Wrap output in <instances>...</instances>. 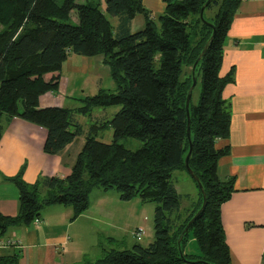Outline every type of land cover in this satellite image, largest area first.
Returning a JSON list of instances; mask_svg holds the SVG:
<instances>
[{"label":"trees","instance_id":"1","mask_svg":"<svg viewBox=\"0 0 264 264\" xmlns=\"http://www.w3.org/2000/svg\"><path fill=\"white\" fill-rule=\"evenodd\" d=\"M76 1L0 0V136L3 122L19 117L47 130V154L62 155L85 135L68 177L28 183L21 172L9 178L19 189L20 207L15 216L0 214V232L32 223L53 205L71 206L75 219L88 209L93 189H114L124 201L139 197L156 204L154 241L130 248L120 242L103 248L97 259L85 257L75 264H231L220 212L235 182L219 176V159L228 149L218 148L217 141L230 135L231 112L223 91L234 77L233 71L221 76L220 69L227 34L243 0H163L165 9L157 18L143 0ZM72 10L77 23L70 21ZM107 15L119 19L117 27ZM138 15L144 28L132 32ZM71 53L103 56L115 89L81 98L77 110L41 107L39 97L59 89L60 72ZM194 77L201 81V92L197 103L191 97L188 116L186 100ZM111 106L119 107L112 118L87 131L75 119L76 113L91 115L94 108ZM105 128L113 131L111 142L98 139ZM128 137L142 146L127 148L120 140ZM177 170L188 172L198 190L186 208L172 181ZM204 200L205 208L179 244ZM190 237L198 243L197 255L184 253Z\"/></svg>","mask_w":264,"mask_h":264},{"label":"crops","instance_id":"2","mask_svg":"<svg viewBox=\"0 0 264 264\" xmlns=\"http://www.w3.org/2000/svg\"><path fill=\"white\" fill-rule=\"evenodd\" d=\"M143 4L153 17L165 9L163 0H143ZM231 71L234 82L227 84L223 91L231 112L230 135L219 139L217 147L228 149L219 159V176L224 180L233 178L235 190L221 205V221L231 252V264H264V0H243L234 16L225 41L220 75L226 76ZM78 74L87 75L96 85V92L115 89L103 56L71 53L63 63L59 89L41 95L39 105L77 110L81 105L80 99L89 96L83 89L86 87L84 81L78 83L75 79ZM110 109L94 108L90 124L85 122L87 116L79 113L75 119L87 131L91 124L111 119L117 110ZM46 138L44 127L22 118L13 117L3 122L0 136V214L15 216L19 212V189L9 178L22 172L26 182L35 183L40 177L64 178L71 174L84 146L85 135L70 143L62 155L44 151ZM98 139L111 142L112 129L101 130ZM196 191L194 196L190 194L191 200L197 199V187ZM128 201L122 200L113 189L95 188L90 193L88 209L75 219L71 206L45 207L40 218L32 223L14 225L4 233L0 232V242L8 239L19 241L17 245H0V259L8 261L0 264L80 262L87 257L88 249L77 246V239L96 235L113 242L121 241L111 237L110 232H100L99 225L103 223L109 227L116 214L115 206ZM189 242L190 238L184 246V253L199 254V247L198 252L189 251ZM98 244L107 248L103 240L99 239ZM94 254L98 256L97 251ZM13 260L16 261L12 263Z\"/></svg>","mask_w":264,"mask_h":264},{"label":"rangeland","instance_id":"3","mask_svg":"<svg viewBox=\"0 0 264 264\" xmlns=\"http://www.w3.org/2000/svg\"><path fill=\"white\" fill-rule=\"evenodd\" d=\"M54 1L57 4L61 5L64 3L65 0H54ZM86 1L87 0H77L76 2L85 3ZM99 1L101 2V4L104 3V0H99ZM160 14L156 13L154 17L157 18ZM107 16L111 20L113 26L117 27L119 23V19L116 17H111L109 15ZM70 18H71L70 21L72 23H77V16L75 10H72L70 12ZM143 28H144V18L141 15H138L132 25L131 31L137 32ZM75 79L78 80V83L84 81V86H86L83 87V89H85V94L94 95L97 93L96 85L89 80L87 75L78 74V76ZM85 82H87V84ZM200 92H201V81L198 80L192 95L193 103L198 102ZM99 108L102 109L101 107ZM108 108H111L110 110L119 109L118 106H111ZM94 114H97V111ZM83 116L85 117L87 116L85 119L86 123L90 124L92 122V118H90L91 115H83ZM120 142L131 150H137L142 146L141 141L130 137L121 139ZM172 181L175 184L178 192L183 196L181 207L186 208L190 206L192 200L191 198H188L186 195L193 194L194 196L195 193L197 192L196 185L192 180L191 176L186 171L177 170L174 171L172 174ZM114 192L116 191L114 190ZM124 204L115 206L116 214L115 217H113L112 220L110 221L111 225L109 227L104 226L103 223H100L99 225L101 227L100 232L103 233L110 232L111 237L113 236L115 237V239L121 241H116L111 243L110 240H108L107 238L102 236L99 238L96 235H93L91 237L89 236L90 238L86 237L83 239H77L78 240L77 246L82 247V249H88V255H87L88 258L97 259L101 256L103 251V246H101V244H98L99 239L103 240V243L106 245L107 248L117 247L118 243L120 242L124 243L126 248L132 247V245H134L135 243H140L142 246L147 247L150 243L154 241V237H155L154 211L156 204L152 201L144 202L139 197L132 198L130 201ZM176 224H179V222L177 221L176 223L175 221V225ZM140 227L144 229L145 234L142 240L138 241L134 237L133 232ZM103 233L100 235H103ZM192 240H193L192 237H190V242L188 243L187 247L191 253L198 252V243L197 241L194 240L192 241ZM96 251L98 252V256L97 254L96 255L94 254L96 253Z\"/></svg>","mask_w":264,"mask_h":264},{"label":"water","instance_id":"4","mask_svg":"<svg viewBox=\"0 0 264 264\" xmlns=\"http://www.w3.org/2000/svg\"><path fill=\"white\" fill-rule=\"evenodd\" d=\"M210 1L211 0H208L207 3H209ZM207 3L203 6V8L201 10V17L203 16L202 13H203V10H204L205 6L207 5ZM213 37H214V33H213V35L210 38V42L212 41ZM203 54H204V51H203L202 55ZM202 55L200 57H202ZM196 64H197V62L194 65V69H195ZM194 69H193V72H194ZM196 83H197V79L194 77L192 86L190 87V89L188 91L187 100H186V110H187L188 116H189V104H190V100H191V97H192L193 90H194V88L196 86ZM188 138L190 139V121L188 122ZM192 147H193L192 143H190V152L187 155L186 160H185V165H186L187 168H189V163L188 162H189V157H190V154H191V151H192ZM198 184H199V188L202 190V185L200 184L199 181H198ZM205 206H206V201L204 200V203H203L201 209L197 212V214L194 216V218L187 224L186 228L184 229V232H183V234L181 235V237H180V239L178 241L179 244L181 242V239H182L183 235L189 231L191 225L193 224L195 219L199 216L200 212L205 208Z\"/></svg>","mask_w":264,"mask_h":264},{"label":"built area","instance_id":"5","mask_svg":"<svg viewBox=\"0 0 264 264\" xmlns=\"http://www.w3.org/2000/svg\"><path fill=\"white\" fill-rule=\"evenodd\" d=\"M145 232H144V229L142 227L136 229L134 232H133V235L134 237L140 241L142 240L143 236H144ZM19 243L18 240L16 239H8L6 241H2L0 242V245H5V246H11V245H17Z\"/></svg>","mask_w":264,"mask_h":264}]
</instances>
